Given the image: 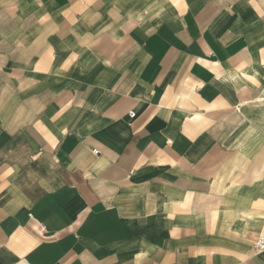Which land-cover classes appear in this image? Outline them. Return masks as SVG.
<instances>
[{"label":"crops","instance_id":"1","mask_svg":"<svg viewBox=\"0 0 264 264\" xmlns=\"http://www.w3.org/2000/svg\"><path fill=\"white\" fill-rule=\"evenodd\" d=\"M263 77L264 0H0V264H264Z\"/></svg>","mask_w":264,"mask_h":264},{"label":"built area","instance_id":"2","mask_svg":"<svg viewBox=\"0 0 264 264\" xmlns=\"http://www.w3.org/2000/svg\"><path fill=\"white\" fill-rule=\"evenodd\" d=\"M263 81H264V77H263ZM263 85H264V84H263ZM257 100H258V102H262V103H264V86H263V91L261 92V94H260V96L257 98ZM131 115L134 116V113L132 112ZM253 247H254V251H255L256 254H257V253L264 252V232L261 233V234L257 237V239H256V241H255Z\"/></svg>","mask_w":264,"mask_h":264}]
</instances>
